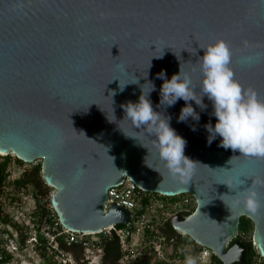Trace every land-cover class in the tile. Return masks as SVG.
<instances>
[{
    "label": "water",
    "instance_id": "1",
    "mask_svg": "<svg viewBox=\"0 0 264 264\" xmlns=\"http://www.w3.org/2000/svg\"><path fill=\"white\" fill-rule=\"evenodd\" d=\"M217 40L230 48L242 88L264 100V0H0V154L41 161L50 205L72 232L126 224L128 211L113 202L105 213L104 205L128 178L148 192L192 195L194 213L170 225L210 249L214 264H244L252 248L264 258V207L256 215L234 208L224 196L234 193L218 184L243 174L249 186L264 178V160L226 150L219 138L207 144L204 125L215 123L207 98L204 111L189 102L199 122H177L183 100L160 105L161 71L170 79L181 70L199 95L200 48ZM148 82L154 111L171 117L197 162L188 186L169 175L154 138L123 119L121 105L136 102ZM256 191L264 205V186ZM242 217L253 223L251 240L231 243Z\"/></svg>",
    "mask_w": 264,
    "mask_h": 264
},
{
    "label": "clouds",
    "instance_id": "2",
    "mask_svg": "<svg viewBox=\"0 0 264 264\" xmlns=\"http://www.w3.org/2000/svg\"><path fill=\"white\" fill-rule=\"evenodd\" d=\"M200 49L203 55L198 57L199 95L191 77L181 75V70L170 79H166L165 73L161 71L157 74V79L163 81L160 87V105L172 107L179 100H183L184 106L180 110L177 122L186 123L189 118L199 122L200 115L189 102H194L201 111H204L207 106L203 99L207 98L212 106L211 116L215 118L214 124L204 125L208 133L207 144L211 145L219 138V146L226 150L238 151L240 155L264 160V100L258 98L255 89H244L235 79L230 67L232 52L226 42L217 40ZM244 62L247 63L248 58H245ZM138 83L136 77L132 82L120 84V91H123L127 84ZM145 84L149 85L146 91ZM145 84L140 86L141 94L136 102L130 101L121 105L123 119H127L134 130L144 129L146 134L154 138L153 146L169 175L178 183L188 186L197 162L185 156L187 142L170 126L171 117L154 111L148 96L155 91V86L150 82ZM112 115L114 120L109 122L115 121L113 109ZM192 130L195 131L196 128L192 126ZM241 177L244 175L238 174L229 183L218 184L227 185L234 193L224 195L233 197L232 207L249 215H256L261 207H264L256 191L258 186H264V178H257L254 183L245 187ZM225 206L229 209L228 205ZM185 264H197V260L189 256Z\"/></svg>",
    "mask_w": 264,
    "mask_h": 264
},
{
    "label": "built area",
    "instance_id": "3",
    "mask_svg": "<svg viewBox=\"0 0 264 264\" xmlns=\"http://www.w3.org/2000/svg\"><path fill=\"white\" fill-rule=\"evenodd\" d=\"M28 188L21 187L15 197L9 193L7 201L4 200L13 210L5 211L8 218L0 236V252L7 259L5 264H109L104 261V247L109 242H115L119 248L114 264H130L143 256L148 257L149 264H185L189 256L196 258L197 264H212L215 257L210 249L195 243L181 231L173 229L177 239H167L161 231L173 216L188 218L194 213L196 202L188 193L164 196L148 192L125 178L120 185L108 190L104 212L107 213L114 202L128 211L129 221L124 225H110L99 232L81 233L65 228L50 204L41 223V216L36 215L38 205L42 206L36 200L38 196L31 194L35 203L31 210L23 207ZM57 241L80 245V260L59 248ZM255 264H264V258L257 254Z\"/></svg>",
    "mask_w": 264,
    "mask_h": 264
},
{
    "label": "trees",
    "instance_id": "4",
    "mask_svg": "<svg viewBox=\"0 0 264 264\" xmlns=\"http://www.w3.org/2000/svg\"><path fill=\"white\" fill-rule=\"evenodd\" d=\"M15 160L18 163H22L19 159L15 158ZM10 162V157L6 156L2 161H0V194L2 192V188L5 184L6 177L8 175L7 173V165ZM41 166L36 167L32 173H24L22 174L18 179L12 183V190L18 191L21 187H27L31 185L33 189L36 191L35 196H38V192L40 194H43L41 192L42 186H46L41 177ZM5 191V190H4ZM1 199V198H0ZM1 205V204H0ZM39 210L37 211L36 215L40 217L39 221L42 223L44 220V210L40 208V205H38ZM1 208V207H0ZM8 216L6 214H3L2 211L0 210V222H5L7 220ZM162 233L167 237V239H177V234L171 227L169 222H166L163 227H161ZM253 233V223L250 219L246 217H242L239 223V231H238V236L236 239H234L231 243H233L236 240H241L243 242H248L251 240ZM57 244L59 245V248H61L64 251L70 252L73 254L74 258L76 260H80L81 258V246L78 244H70L66 245L62 243L61 241H57ZM105 251V256H104V261L105 263L109 264H114V260L119 256V248L115 242H109L105 245L104 247ZM2 255L3 252L1 251ZM255 257H257L256 251L252 248L249 252L246 253V260L248 261L246 264H255ZM0 263L4 264L6 262V258L3 256V259H0ZM217 258H213L212 264L217 262ZM130 264H149L148 257L143 256L140 258L138 261L130 263Z\"/></svg>",
    "mask_w": 264,
    "mask_h": 264
},
{
    "label": "rangeland",
    "instance_id": "5",
    "mask_svg": "<svg viewBox=\"0 0 264 264\" xmlns=\"http://www.w3.org/2000/svg\"><path fill=\"white\" fill-rule=\"evenodd\" d=\"M9 156L10 157V162L7 165V177H6V181L5 184L2 188V192L0 194V210L2 211L3 214H5V211H13L12 208H9L8 206L5 205L4 200L7 201V199L9 198V193H11L14 197L15 195H17L18 191L15 192V190H12V181L14 178L18 179L22 174L24 173H32V171L36 168L41 166V161H35L33 163H18L15 160V157L12 154H4V155H0V161H2L4 159V157ZM11 172V173H10ZM6 186L5 189H8V191L5 193V189L4 187ZM35 190L33 189V187L31 185H29V188L26 192V199L24 200V208H28L29 210H31L33 208V206L35 205L34 203V199H32L31 194L34 193L35 195ZM41 192H43V194H40L38 192V197L36 198V200H39L42 204V206L40 207L42 210H44V214L47 212V206L48 204H50V197L53 193V189L48 187V186H42L41 188ZM19 201V200H18ZM15 214V213H14ZM17 215V213H16ZM19 215V214H18ZM5 222H0V236L1 233H3L2 228L5 227V224H3ZM30 249V248H29ZM29 249L27 250L26 253H29ZM4 256V254H3ZM3 256L0 252V259H3ZM1 261V260H0ZM28 263V262H26ZM1 264V263H0ZM3 264V263H2ZM5 264V263H4ZM29 264V263H28Z\"/></svg>",
    "mask_w": 264,
    "mask_h": 264
},
{
    "label": "flooded vegetation",
    "instance_id": "6",
    "mask_svg": "<svg viewBox=\"0 0 264 264\" xmlns=\"http://www.w3.org/2000/svg\"><path fill=\"white\" fill-rule=\"evenodd\" d=\"M254 249V248H253ZM255 250V249H254ZM218 262V261H217ZM217 262H215V263H217ZM248 261L246 260V257H245V263L244 264H246ZM234 264H239V263H234Z\"/></svg>",
    "mask_w": 264,
    "mask_h": 264
},
{
    "label": "bare ground",
    "instance_id": "7",
    "mask_svg": "<svg viewBox=\"0 0 264 264\" xmlns=\"http://www.w3.org/2000/svg\"><path fill=\"white\" fill-rule=\"evenodd\" d=\"M0 155H4V154H0Z\"/></svg>",
    "mask_w": 264,
    "mask_h": 264
}]
</instances>
